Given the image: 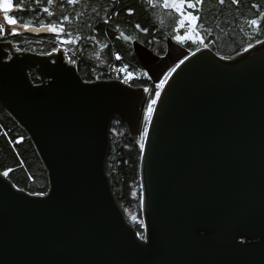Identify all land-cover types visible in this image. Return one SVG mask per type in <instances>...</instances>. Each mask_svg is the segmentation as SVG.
Returning a JSON list of instances; mask_svg holds the SVG:
<instances>
[{
  "label": "water",
  "instance_id": "obj_1",
  "mask_svg": "<svg viewBox=\"0 0 264 264\" xmlns=\"http://www.w3.org/2000/svg\"><path fill=\"white\" fill-rule=\"evenodd\" d=\"M172 37L165 54L132 41L151 79L132 86L84 83L64 47L38 53L0 35V106L50 184L35 197L0 176V264H264V43L225 57ZM166 77L141 156V241L107 170L110 131L118 118L141 145Z\"/></svg>",
  "mask_w": 264,
  "mask_h": 264
},
{
  "label": "trees",
  "instance_id": "obj_2",
  "mask_svg": "<svg viewBox=\"0 0 264 264\" xmlns=\"http://www.w3.org/2000/svg\"><path fill=\"white\" fill-rule=\"evenodd\" d=\"M17 0H14V4ZM157 5L152 8L148 0H77L75 4H68L67 0H54L48 5L47 0L36 4L33 0H25L24 8L31 7L34 12L16 15L18 22L32 21L34 27H39V20L58 22L64 16L69 17L66 29L73 33L74 43L65 45L53 33H25L9 37L19 49L38 53H51L53 49L65 46L69 51L71 61L77 63L79 72L85 80L100 79L123 80L128 72L132 73L129 80L132 86H148L150 77L140 64L132 45L138 39L154 52L165 54L166 38L173 36L174 21L169 25L161 15L166 12L159 7L162 0H153ZM257 4L258 9L252 8ZM43 7H49L54 13L49 17L43 13ZM131 9V14L129 12ZM264 11V0H239L238 5L226 0L220 5L218 0H205L200 15L206 30L201 32L204 45L214 49L225 57H232L244 50L249 44H255L264 39V23L257 31L246 24L249 18H257L258 13ZM195 14V13H194ZM199 23V22H198ZM140 27L137 28L136 25ZM147 28V31L143 29ZM243 28V31H241ZM210 29L211 31H207ZM129 39L125 40L124 36ZM181 32L180 34H182ZM80 36V40H75ZM94 37V39H89ZM190 50L204 45L187 41L183 44ZM116 55L121 59L116 60ZM127 64L125 72H118ZM34 82H40L35 72H31ZM99 78V79H97ZM111 148L109 152L107 170L111 177L116 197L126 214L134 212L143 216L141 207V156L140 145L130 136L128 128L120 119L115 118L110 131ZM13 169L9 178L20 188L29 192L49 191V176L45 165L28 133L15 119L0 106V171ZM128 220L139 232L145 235L143 223Z\"/></svg>",
  "mask_w": 264,
  "mask_h": 264
},
{
  "label": "snow or ice",
  "instance_id": "obj_3",
  "mask_svg": "<svg viewBox=\"0 0 264 264\" xmlns=\"http://www.w3.org/2000/svg\"><path fill=\"white\" fill-rule=\"evenodd\" d=\"M34 3L40 4L41 0H33ZM54 0H47V4L51 5L53 4ZM77 0H67L68 4H75ZM150 6L154 9L157 7L155 3H153V0H148ZM205 0H162V3L159 4V7L164 9L167 13L170 14L171 19L174 21L175 27H174V33H173V39L179 44H184L187 41H191L192 43H198L200 45H204V38L201 36V32L206 30V26L202 22V17L200 15L201 9L204 5ZM220 5H224L226 3V0H218ZM25 0H17V2L14 4V0H0V14H2V20L3 22H0V35H3L5 33V29L8 28V26H12L9 28V32L12 35H18L19 29H24L26 31H32V32H49L53 33L57 39H59L62 35L66 37L65 39L61 40V43L65 45H72L74 43L73 40V33L71 31H68L66 29V23L69 21L68 16H64L62 20L58 22H48L45 23L44 20H39V27H33V22H18V19L14 13L19 11L20 13L24 12H34L35 10L31 7L24 8ZM231 3L234 5L239 4V0H231ZM257 4H253L252 8L258 9ZM43 13H46L49 17L53 16L54 13L49 9V7H43L42 9ZM129 12L131 14V9H129ZM195 13V14H194ZM199 22V23H198ZM262 23H264V11H261L258 13L257 18H249L246 20V24L249 27L255 28L257 31L260 30ZM137 28L140 27L139 24L136 25ZM143 31H147V28L143 29ZM207 31H211L208 29ZM241 31H243V28H241ZM183 32V34H180ZM122 36H124V33H121ZM125 40H128V36H124ZM80 36H76L75 40H80ZM89 39H94V37H89ZM257 43H264L262 41H257ZM207 47V45H204ZM252 45L249 44V47ZM19 50V49H18ZM200 49L197 48V51ZM247 50V49H245ZM57 51L56 48L53 49V52ZM51 55V53H48ZM116 60H120V55H116ZM74 62V61H73ZM181 64L184 63L182 60L180 62ZM180 65H176V68H178ZM128 68V65L125 64L124 67L119 69H114L118 72H125ZM176 68H172L170 72L168 73V76H171L172 72L176 71ZM132 73L128 72L127 75L124 77V79L121 81L124 84H128L129 80L131 79ZM99 79V78H97ZM167 82V77L165 80H161L158 84L155 85V88L153 89V95L155 98L148 101L146 107L143 109V132L141 133V149L144 148V141L149 136L150 132V125L153 122V116L156 113V105L160 99L161 96V90L164 88L165 83ZM84 83H92V81H85ZM144 91H149L147 88L144 89ZM13 169L8 168L7 170L0 172V176H3L4 178L9 177V173L12 172ZM12 187H17L16 185H12ZM143 187V185H141ZM19 191L23 192V188H19ZM28 195L35 196V197H46L49 195L47 191L41 190V191H33L29 192ZM141 207L146 208V203L143 198L141 197ZM133 220H135V217H133ZM137 237L141 241H145L146 237L143 234V232H137Z\"/></svg>",
  "mask_w": 264,
  "mask_h": 264
},
{
  "label": "rangeland",
  "instance_id": "obj_4",
  "mask_svg": "<svg viewBox=\"0 0 264 264\" xmlns=\"http://www.w3.org/2000/svg\"><path fill=\"white\" fill-rule=\"evenodd\" d=\"M163 17H164V19H166L167 21H168V23H169V25H171L172 23H173V20L171 19V17H170V14L169 13H167V12H162V14H161ZM20 31V30H19ZM183 34V33H182ZM65 49H66V52H67V54H68V58L71 60V57H69V50L65 47V46H63ZM202 47H204V46H202ZM73 62V61H72ZM75 63V62H74ZM145 70V69H144ZM146 71V70H145ZM147 73V72H146ZM147 75H148V73H147ZM149 76V75H148ZM127 214H128V216H129V218H131L132 220H133V217H135V220H133V221H138V222H141V223H143V225H144V227H145V220H144V217L143 216H141V217H139L136 213H134V212H127ZM126 214V215H127ZM145 231H146V229H145Z\"/></svg>",
  "mask_w": 264,
  "mask_h": 264
},
{
  "label": "flooded vegetation",
  "instance_id": "obj_5",
  "mask_svg": "<svg viewBox=\"0 0 264 264\" xmlns=\"http://www.w3.org/2000/svg\"><path fill=\"white\" fill-rule=\"evenodd\" d=\"M0 22H3L2 14H0ZM10 27H12V26H8V28L5 29V33L3 34V36H5V40H8V41H12V40L9 39V37L12 36V34L9 32V28ZM19 33L25 35V33H22L21 31H19Z\"/></svg>",
  "mask_w": 264,
  "mask_h": 264
}]
</instances>
